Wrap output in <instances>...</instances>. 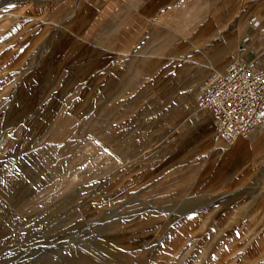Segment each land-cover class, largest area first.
I'll return each instance as SVG.
<instances>
[{
    "label": "rangeland",
    "instance_id": "1",
    "mask_svg": "<svg viewBox=\"0 0 264 264\" xmlns=\"http://www.w3.org/2000/svg\"><path fill=\"white\" fill-rule=\"evenodd\" d=\"M53 1L0 0V264H264V124L227 144L194 114L264 0L198 45L154 54L180 31L140 32L136 64L87 68L81 36L37 20Z\"/></svg>",
    "mask_w": 264,
    "mask_h": 264
},
{
    "label": "crops",
    "instance_id": "2",
    "mask_svg": "<svg viewBox=\"0 0 264 264\" xmlns=\"http://www.w3.org/2000/svg\"><path fill=\"white\" fill-rule=\"evenodd\" d=\"M22 1L35 5L38 0ZM51 3L55 5L53 11L37 20L57 22V35L81 36L82 49L76 42L72 47L71 41L67 52H82L84 64L80 66L84 68L136 64L131 58L139 55L140 32L180 31L179 36L172 34L163 44L154 45L155 54L170 44L198 45L201 42L198 28L208 26L210 16L218 18V26L234 25L233 0H54ZM208 5L216 9L214 14L206 13ZM238 24L243 26V43L235 56L263 60L264 18L246 15ZM197 69L193 76L201 75L200 69L195 72Z\"/></svg>",
    "mask_w": 264,
    "mask_h": 264
},
{
    "label": "built area",
    "instance_id": "3",
    "mask_svg": "<svg viewBox=\"0 0 264 264\" xmlns=\"http://www.w3.org/2000/svg\"><path fill=\"white\" fill-rule=\"evenodd\" d=\"M197 86L194 114L209 118L225 143L249 139L264 124V59L234 56Z\"/></svg>",
    "mask_w": 264,
    "mask_h": 264
},
{
    "label": "bare ground",
    "instance_id": "4",
    "mask_svg": "<svg viewBox=\"0 0 264 264\" xmlns=\"http://www.w3.org/2000/svg\"><path fill=\"white\" fill-rule=\"evenodd\" d=\"M221 140V139H220ZM240 141V140H239ZM5 188V187H4ZM5 189H7V188H5ZM5 191V190H4ZM47 264V263H46Z\"/></svg>",
    "mask_w": 264,
    "mask_h": 264
}]
</instances>
